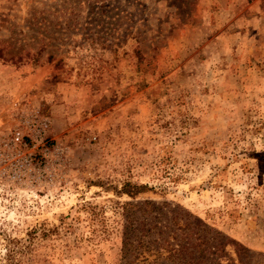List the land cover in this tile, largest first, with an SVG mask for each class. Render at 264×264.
Wrapping results in <instances>:
<instances>
[{
  "label": "rangeland",
  "instance_id": "obj_1",
  "mask_svg": "<svg viewBox=\"0 0 264 264\" xmlns=\"http://www.w3.org/2000/svg\"><path fill=\"white\" fill-rule=\"evenodd\" d=\"M0 42V264H122L145 199L264 264V0H0Z\"/></svg>",
  "mask_w": 264,
  "mask_h": 264
},
{
  "label": "trees",
  "instance_id": "obj_2",
  "mask_svg": "<svg viewBox=\"0 0 264 264\" xmlns=\"http://www.w3.org/2000/svg\"><path fill=\"white\" fill-rule=\"evenodd\" d=\"M11 48V44L0 42V60L18 65L30 57L31 64L37 63L27 52L7 54ZM51 61V56L46 58L47 63ZM60 63L58 60L54 66ZM140 189L144 187L124 183L116 194L133 200ZM116 206L122 219V264H233L227 248L238 261L248 264L247 249L178 205L145 199L140 203L117 202Z\"/></svg>",
  "mask_w": 264,
  "mask_h": 264
}]
</instances>
